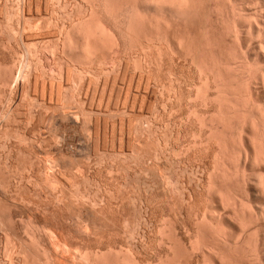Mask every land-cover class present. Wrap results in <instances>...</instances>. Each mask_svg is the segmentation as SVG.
I'll return each mask as SVG.
<instances>
[{
  "label": "rangeland",
  "instance_id": "1",
  "mask_svg": "<svg viewBox=\"0 0 264 264\" xmlns=\"http://www.w3.org/2000/svg\"><path fill=\"white\" fill-rule=\"evenodd\" d=\"M153 1L0 0V264H264V0Z\"/></svg>",
  "mask_w": 264,
  "mask_h": 264
},
{
  "label": "bare ground",
  "instance_id": "2",
  "mask_svg": "<svg viewBox=\"0 0 264 264\" xmlns=\"http://www.w3.org/2000/svg\"><path fill=\"white\" fill-rule=\"evenodd\" d=\"M152 1H153V0H152ZM156 1H157V3H158L156 6H158V7H165L166 2L164 3L163 0L161 1V3L158 2V0H156ZM159 1H160V0H159ZM165 1H166V0H165ZM168 1H169V2L171 1V2H172L171 4H173V5H170V6H173L174 9H175L176 11H178V12H179V11H183L182 9H183L184 6L186 5V4L184 5V0H168ZM153 2H154V1H153ZM186 2H188V1H186ZM155 4H156V3H155ZM168 4H170V3H168ZM168 4H167V5H168ZM152 6H153V5H152ZM186 7H187V6H186ZM158 9H159V8H158ZM187 9H188V8H187ZM186 11H187V10H186ZM178 12H177V13H178ZM181 13H182V12H181ZM183 14H184V13H183ZM243 22H244V21H243ZM250 22H251V21H250ZM246 24H247V23H246ZM257 24H259V23H257ZM251 27H252V25H251V23H250V27H249V29H250ZM103 28H104V27H103ZM103 28H101V29L99 30V32H100V34H99L100 37H98L99 35H98V36L96 35V36L98 37V39H100V40H102L101 38H103L102 35L105 36V34H108V32H107V33L105 32V31H107V30H105L106 28H105V29H103ZM252 28H253V27H252ZM102 29H103V30H102ZM253 30H254V29H253ZM92 31H93V30H92ZM95 31H96V30H94V33H95ZM89 32H90V30H89ZM250 32H251V31H250ZM90 33H91V32H90ZM92 33H93V32H92ZM94 33H93V34H94ZM234 33H235V32H234ZM256 33H258V34H263V35H264V24H262V26H261V25H260V26H259V25L257 26ZM93 34H92V35H93ZM96 34H98V33H96ZM101 34H102V35H101ZM236 34H237V33H236ZM94 35H95V34H94ZM251 35H253V34H251ZM96 36H94V37H96ZM258 36H259V35H258ZM248 37H249V36H248ZM93 39H94V38H93ZM104 39H105V38H104ZM252 39H253V37H252L250 40H252ZM263 39H264V38H263ZM107 40H108V39H107ZM244 41H245V40H244ZM98 42H99V41H98ZM106 42H107V41H106ZM100 43H102V41H101ZM168 44H169V43H168ZM76 45H77V44H76ZM169 46H170V45H169ZM77 47H78V46H77ZM263 50H264V49H263ZM73 51H74V50H73ZM77 51H78V50H77ZM262 54H263V53H262ZM260 71H261V70H260ZM260 71L258 70V72H260ZM263 74H264V72H263ZM257 75H258V74H257ZM261 75H262V73H261ZM261 77H262V76H261ZM261 77H260V78H261ZM262 78H263V77H262ZM242 79H243V78H242ZM263 84H264V79H263ZM263 84H262V85H263ZM243 85H244V84H243ZM244 86H245V85H244ZM242 87H243V86H242ZM244 89H245V88H244ZM262 89L264 90V85H263V88H262ZM263 90H262V93L264 92ZM259 93H260V91H259ZM262 95H263V94H262ZM263 97H264V95H263ZM241 99H242V100H241ZM241 99H240V102L242 101V103H241V104H242V105H241L242 109H239V107H238L239 105H238V106L236 105V106H237V108H238L239 110H245V107H246V109L248 108V106H249V104H250V103H249L250 101H249L248 98L245 97V96H244V98H241ZM262 99H264V98H262ZM261 102H262V101H261ZM262 103H263V102H262ZM253 105H254V104H253ZM256 105H257V104H256ZM258 105H259V104H258ZM231 106H232V105H231ZM236 106H235V107H236ZM254 106H255V105H254ZM235 107H234V110L236 111L237 108L235 109ZM241 107H240V108H241ZM255 107H256V106H255ZM260 107H261V106H260ZM260 107H259V109H260ZM256 108H257V107H256ZM234 110H233V111H234ZM252 110H253V109H252ZM258 111H259V110H258ZM245 112H246V111H245ZM259 112H261V110H260ZM239 113H240V112H239ZM242 113H243V112H242ZM248 113H249V112H248ZM253 113H254V112H253ZM263 114H264V111L261 112V115H262V116H264ZM232 115H234V114H232ZM241 116H242V115H241ZM237 118H238V117H237ZM243 118H244V117H243ZM245 118H246V117H245ZM245 118H244V119H245ZM252 120H253V119H252ZM260 122H261V121H260ZM255 124H256V123H255ZM241 125H242V123H241ZM244 125H245V124H244ZM248 125H249V124H248ZM250 125L252 126V123H250ZM255 126H256V125H255ZM255 126H254V127H255ZM247 127H248V126H247ZM253 130H255V129H252V131H253ZM263 130H264V128H263ZM253 134H254V133H253ZM245 136H246V135H245ZM248 138H249V137H248ZM254 139H255V138H254ZM254 139H253V141H255ZM249 140H250V139H249ZM251 140H252V139H251ZM259 142H260V141H259ZM259 142H258V143H259ZM201 143H202V142H201ZM251 143H252V142H251ZM256 143H257V142H256ZM202 145H203V144H202ZM253 146H254V145H253ZM247 147H248V146H246V149H245V147L243 148V149H245V150L243 151V156H244V158H243V157H242V158H243L244 160H246V161L251 160V161H250L251 163H252V161L255 163V161H254V158H255V157L252 155L251 150H250L249 148H247ZM254 147H255V146H254ZM260 147H261V146H260ZM262 147H263V146H262ZM195 148H196V147H195ZM198 148H199V147H198ZM192 149H193V148H192ZM253 149H254V148H253ZM262 149H263V148H262ZM262 149H260V150H262ZM258 150H259V148H258ZM258 150H255V151H256V155L259 156V157L261 158V161L264 163V152H261L260 150H259V152H257ZM252 151H253V150H252ZM263 151H264V149H263ZM238 155H239V154H238ZM256 155H255V156H256ZM259 157H257V158H259ZM240 159H241V158H240ZM243 159H242V160H243ZM255 160H256V159H255ZM246 161L244 162V163H245V166H247V162H246ZM257 161H258V160H257ZM241 163H242V162H241ZM263 163H262V164H263ZM255 164H256V163H255ZM222 166H224V165H222ZM254 166H255V165H254ZM228 168H229V167H228ZM245 168H246V167H244V169H241V168H240V169H241L242 172H243V171L246 170ZM229 170H230V169H229ZM229 170H228V171H229ZM236 170H238V169H236ZM236 170H235V171H236ZM217 171H218V170H217ZM219 171H220V169H219ZM239 171H240V170H239ZM220 172H221V171H220ZM236 172H237V171H236ZM225 173H226V172H225ZM244 173H245V172H244ZM237 174H238V173H237ZM263 174H264V173H263ZM244 177H245V176H244ZM262 190H263V194H264V188H262ZM262 208H263V207H262ZM260 210H261V209H260ZM260 210H258V211L260 212ZM237 212H238V211H237ZM243 213H244V212H243ZM251 213H252V214H251ZM253 213H254V212H250V215H248V216H249V218H248V219H249V222L247 221V222L249 223V225L252 226V227H253V225L256 223V221L259 219V218H258L259 215H258V216L256 215L257 218H258V219H257L256 216H255ZM256 213H257V212H256ZM262 214H263V213H262ZM262 214H261V215H262ZM211 215H212V214H211ZM213 215H214V214H213ZM215 215H216V214H215ZM244 215H245V214H244ZM253 215L255 216V219H257V220L255 221L254 224H253V220H255V219H253V218H254ZM246 216H247V215H246ZM263 216H264V215H263ZM204 217H205V215H204ZM206 217H208V216H206ZM213 217H214V216H213ZM213 217H212V218H213ZM214 218H215V217H214ZM244 218H245V217H244ZM204 219H205V218H204ZM219 219H220V218H219ZM201 220H202V219H201ZM205 220H206V219H205ZM206 221H207V220H206ZM215 221H216V220H215ZM244 221L246 222V220H244ZM210 222H211V221H210ZM242 222H243V220H242ZM245 222H244V223H245ZM198 224H199V223H198ZM256 224H258V223H256ZM196 225H197V224H196ZM196 225H195V226H196ZM247 225H248V224H247ZM247 225H246V226H247ZM258 225H259V224H258ZM246 226H245V225H244V226H241V227H242V231H243V230H244V231L246 230L245 232H247V229L249 230L250 226H249V228H247V229H246ZM255 226H256V225H255ZM260 226H261V225H260ZM215 227H216V226H215ZM243 227H244V228H243ZM252 227H251V228H252ZM212 228H213V227H212ZM256 228H257V229L255 230V232L258 231V229H259V231H260V233H261V234H260V233L257 234V232H256L257 236L260 237V238H259L260 241H258L259 239H258L257 241H258V243L262 241L261 244L264 246V228H262V227H259V228H258V226H257ZM239 229H240V228H239ZM214 230H215V229H214ZM252 231H254V229H253ZM252 231H251L250 235H251V234H252V235H253V234L256 235V234L253 233ZM259 231H258V232H259ZM203 232H204V231H203ZM207 232H208V231H207ZM216 232L219 233V231H216ZM199 233H200V232H199ZM201 233H202V232H201ZM218 233H217V234H218ZM240 233H241V232H240ZM247 234H248L249 237H247V240H246V239H245V240L248 242V244H247L246 246L249 245V246H248L249 248H248V249L245 248V250H246L247 252H249V250H251V249H252V250H254V249L258 250V249H257L258 247L255 246V248H254V247H253L254 244L252 243V239L255 240L253 237H257V236H252V235L250 236L249 233H247ZM259 234H260V235H259ZM221 235H222V234H221ZM238 235H239V234H238ZM224 236H225V235H224ZM226 237H227V236H225V238H226ZM229 237H230V236H229ZM250 237H251L252 239H251ZM234 238H235V237H234ZM234 238H231V240L234 239ZM236 238H237V237H236ZM245 238H246V237H245ZM207 239H209V238H207ZM213 239H214V238H213ZM227 239H228V238H227ZM238 239H239V238H238ZM248 239H249V240H248ZM250 239H251V240H250ZM191 240H192V239H191ZM229 240H230V238H229ZM234 240H235V239H234ZM236 240H237V239H236ZM223 241H224V240H223ZM239 241H240V239H239ZM246 241H245L244 243H246ZM225 242H226V241H225ZM227 242H228V241H227ZM196 243H197V242H196ZM196 243H194L195 245H193L192 248L195 247V246H197L198 243H199V244H200V243H201V244H203V243L206 244V242H204V241H203V243H202V241H201V242L198 241L197 245H196ZM207 243H208V242H207ZM209 243H210V242H209ZM209 243H208V244H209ZM249 243H250V244H249ZM251 243H252V244H251ZM204 244H203V245H204ZM211 244H212V243H211ZM211 244H210V245H211ZM215 244H216V243H215ZM215 244H214V247H213V246H212V247H211V246H207L206 248H207L208 250H207L205 247H204V248H205L207 251L214 252V251H215L214 249H215V246H216ZM228 244H230V246L234 245V244L231 245V243H228ZM235 244H237V242H236ZM203 245H202V246H203ZM212 245H213V244H212ZM242 245H243V244H242ZM250 245H251L252 247H251ZM255 245H256V244H255ZM199 246H200V245L197 246V248H199V249H197V250L202 251L201 248H200ZM202 246H201V247H202ZM204 246H205V245H204ZM219 246H220V244H219ZM246 246H245V247H246ZM257 246H258V245H257ZM208 247H209V248H208ZM216 247H217V246H216ZM222 247H223V246H222ZM232 247H234V249H235V245L232 246ZM237 247H238V245H236V248H237ZM250 247H251V248H250ZM204 248L202 247V249H204ZM238 248H239V247H238ZM218 249H221V248L219 247ZM240 249L243 250L241 246H240ZM194 250H195V249H194ZM232 250H233V249H232ZM252 250H251L250 254L252 255V254L254 253V255H255V254L257 253V251H254V252H253ZM234 251H235V250H234ZM246 251H244V252H245L246 254H248ZM196 252H197V251H196ZM201 253H204V252L202 251ZM209 253H210V252H209ZM215 253H216V252H214L213 254H215ZM94 254H95V253H94ZM207 254H208L207 252H206V254L204 253V255H206V256H207ZM210 254H212V253H210ZM216 254H217V253H216ZM216 254H215V255H216ZM251 255H250V256H251ZM254 255H252V256L254 257ZM99 256H100V255H99ZM206 256H205V257H206ZM222 256H223V255H222ZM246 256H247V255H246ZM248 256H249V254H248ZM248 256H247V257H248ZM95 257H97V256H95ZM217 257H218V255H217ZM224 257H225V256H224ZM224 257H223V258H224ZM100 258H102V257H100ZM105 258H106V257H105ZM206 258H207V257H206ZM209 258H210V255H209ZM95 259H96V258H95ZM203 259H205V258H203ZM221 259H222V258H221ZM96 260H97V259H96ZM96 260H95V261H96ZM126 260H127V259H126ZM219 260H220V259H219ZM95 261H94V262H95ZM97 261H98V260H97ZM220 261H221V263H223L222 260H220ZM253 261H254V260H253ZM257 261H258V260H257ZM126 262H127V261H126ZM130 262H131V260H130ZM133 262H134V261H133ZM96 263H97V262H96ZM127 263H128V262H127ZM252 263H253V262H252ZM256 263H258V262H256ZM133 264H134V263H133ZM204 264H206V263H204ZM213 264H214V263H213Z\"/></svg>",
  "mask_w": 264,
  "mask_h": 264
}]
</instances>
